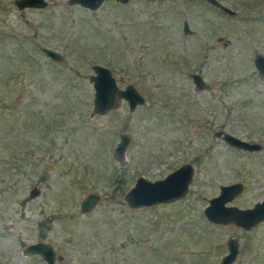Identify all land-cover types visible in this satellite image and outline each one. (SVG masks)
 <instances>
[{"label": "rangeland", "instance_id": "obj_1", "mask_svg": "<svg viewBox=\"0 0 264 264\" xmlns=\"http://www.w3.org/2000/svg\"><path fill=\"white\" fill-rule=\"evenodd\" d=\"M219 1L234 13L204 0H102L94 10L0 0V264H45L22 254L39 240L62 256L55 264H220L228 238L238 243L231 264H264V220L243 229L202 212L222 184L242 183L226 203L238 208L264 196V76L252 63L264 54V0ZM93 64L144 102L93 113ZM216 130L260 148L230 146ZM120 134L129 140L117 152ZM185 162L184 196L127 206L137 176ZM88 193L98 199L82 212Z\"/></svg>", "mask_w": 264, "mask_h": 264}, {"label": "water", "instance_id": "obj_2", "mask_svg": "<svg viewBox=\"0 0 264 264\" xmlns=\"http://www.w3.org/2000/svg\"><path fill=\"white\" fill-rule=\"evenodd\" d=\"M124 1V0H120ZM210 5L219 8L226 14H233L234 11L219 0H204ZM102 0H68V4H78L89 10L96 9ZM14 5L18 9L22 8H43L48 0H13ZM183 34L189 33V28L185 21L182 22ZM40 50L52 61L59 62L61 55L58 51L48 47L41 46ZM253 66L261 76H264V54L255 53L252 59ZM92 74L89 75V80L92 85V112L104 114L110 111L116 105V101L123 99L131 111L136 105L144 102V97L136 90V88L127 84L123 88H119L115 82L109 68L100 64L91 66ZM191 80L197 89H202L206 85L201 75L192 72L190 73ZM216 136L228 145L243 149V150H258L260 144L250 142L239 137H236L224 130L214 131ZM128 136L125 134L119 135V140L116 143L115 149L117 152H122L128 143ZM193 174V165L185 162L169 171L162 178L147 179L143 176H137L131 187L124 193V200L128 207H149L155 204L166 203L181 198L187 193L191 177ZM242 190L241 182H233L229 184L219 185L217 195L210 197L207 200V205L204 206L202 212L205 218L213 223H228L243 228L249 229L256 223L264 220V196L262 199L253 204L252 207L238 208L233 205L226 204ZM37 193L34 187L31 189L30 195ZM98 199V194L88 193L79 202V207L82 212L89 210ZM227 252L221 256L220 264H231L237 255L238 243L233 238H228L226 241ZM22 254L37 256L41 258L45 264H55L62 256L57 254L54 248L45 241L39 240L26 244L22 248Z\"/></svg>", "mask_w": 264, "mask_h": 264}, {"label": "flooded vegetation", "instance_id": "obj_3", "mask_svg": "<svg viewBox=\"0 0 264 264\" xmlns=\"http://www.w3.org/2000/svg\"><path fill=\"white\" fill-rule=\"evenodd\" d=\"M206 2V1H205ZM115 82H116V80H115ZM116 84H117V82H116ZM118 86V85H117ZM119 87V86H118ZM124 87V86H123ZM123 87H119V88H123Z\"/></svg>", "mask_w": 264, "mask_h": 264}]
</instances>
